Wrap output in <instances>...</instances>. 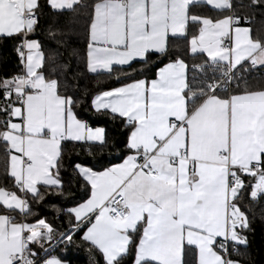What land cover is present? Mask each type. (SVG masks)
I'll return each mask as SVG.
<instances>
[{"label": "snow or ice", "instance_id": "1", "mask_svg": "<svg viewBox=\"0 0 264 264\" xmlns=\"http://www.w3.org/2000/svg\"><path fill=\"white\" fill-rule=\"evenodd\" d=\"M257 10L264 0H0L16 57L0 73V264H65L54 243L89 264H241L252 209L264 216ZM73 60L116 86L89 103ZM73 185L86 198L65 207Z\"/></svg>", "mask_w": 264, "mask_h": 264}, {"label": "trees", "instance_id": "2", "mask_svg": "<svg viewBox=\"0 0 264 264\" xmlns=\"http://www.w3.org/2000/svg\"><path fill=\"white\" fill-rule=\"evenodd\" d=\"M233 2L238 6L240 3L247 4L248 0H233ZM238 11H240L239 8ZM243 11L248 10L244 9ZM251 26L254 30L264 29V12L260 10H257L255 12V16ZM39 38L44 39V37ZM12 45L13 42L11 40H0V73L10 72L14 69V66L16 64V57L13 52ZM72 67L74 71L80 73L77 88L81 94L85 92L89 94V103L91 95H94L95 92L99 89L116 86L114 79L108 77L107 75L97 76L87 72L86 68L83 66L80 60H73ZM79 111L81 112V118L86 119L91 126L104 127L108 131L110 136H116L117 129L106 116L96 115L85 109H80ZM103 155L105 159L102 162L106 163L107 159H109L110 156L107 152ZM82 158L86 159L87 157ZM81 197L86 198L79 187L73 185L71 193L65 197L64 206L71 207L72 202H79ZM34 211L37 212L39 216H46L50 221L55 216V213L53 211L43 205L35 207ZM252 211L255 213V218L252 224V231L248 234L249 246L247 247V249L241 248L240 254L234 255L233 258L240 260L241 264H264V216H261L262 210L260 207H255L252 209ZM61 219L66 222V217H62ZM60 222L61 221H56L57 224H59ZM76 239L78 243L79 238L76 237ZM52 246H54V248L51 250V253L64 260L66 264H89L88 253L82 248H78L75 245L65 247V245L63 244L55 243Z\"/></svg>", "mask_w": 264, "mask_h": 264}, {"label": "built area", "instance_id": "3", "mask_svg": "<svg viewBox=\"0 0 264 264\" xmlns=\"http://www.w3.org/2000/svg\"><path fill=\"white\" fill-rule=\"evenodd\" d=\"M55 246V245H54ZM54 246H52L49 250L51 251L53 248H54Z\"/></svg>", "mask_w": 264, "mask_h": 264}, {"label": "crops", "instance_id": "4", "mask_svg": "<svg viewBox=\"0 0 264 264\" xmlns=\"http://www.w3.org/2000/svg\"><path fill=\"white\" fill-rule=\"evenodd\" d=\"M117 71H119V69L117 70ZM126 71V70H125ZM90 74H92V73H90ZM92 75H95V74H92ZM114 75H115V73H114ZM66 264V263H65Z\"/></svg>", "mask_w": 264, "mask_h": 264}]
</instances>
